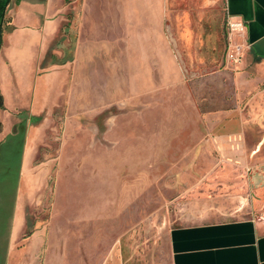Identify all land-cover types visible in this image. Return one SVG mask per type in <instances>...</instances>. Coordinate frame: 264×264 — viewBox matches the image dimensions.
<instances>
[{"label": "rangeland", "instance_id": "rangeland-1", "mask_svg": "<svg viewBox=\"0 0 264 264\" xmlns=\"http://www.w3.org/2000/svg\"><path fill=\"white\" fill-rule=\"evenodd\" d=\"M105 3L96 5L102 23L109 20ZM167 7L165 33L180 59L178 82L142 89L107 57L94 64L87 51L81 60L76 50L82 31H62L54 41L41 72L62 68L40 96L52 122L38 159L54 160L51 196L46 208L39 207L49 173L35 167L38 155L27 162L26 132H6L0 147V264L27 220L52 216L49 235L68 238L70 253L80 254L94 241L102 257L115 248L123 264H167L173 228L264 218V148L249 146L246 163L228 160L206 126L209 112L235 101L229 77L234 80L243 64V52L240 63L228 58L224 0H168ZM133 14L128 12L127 24L138 20ZM132 30L137 45L139 29ZM108 33L113 31L95 32L101 42ZM206 88L212 90L204 95ZM248 115L249 123L258 120L252 111ZM32 247L29 253H35Z\"/></svg>", "mask_w": 264, "mask_h": 264}, {"label": "crops", "instance_id": "crops-1", "mask_svg": "<svg viewBox=\"0 0 264 264\" xmlns=\"http://www.w3.org/2000/svg\"><path fill=\"white\" fill-rule=\"evenodd\" d=\"M167 2L106 0L103 13L107 11L109 20L105 23L96 21L101 10L96 6L97 0H11L9 3L0 49V147L6 132H26L30 139L25 146L27 162L38 155L35 167H44L49 173L48 179L45 177L47 184L37 198L39 207L46 208L51 196L48 181L54 164L52 158L38 160L45 145L43 133L52 122L40 96L44 87L49 88L55 72L62 68L56 66L41 72L54 41L62 31H82L76 50V57L81 60L87 58V51H90L88 60L94 64L107 57L110 64L123 67L130 81L139 82L142 89L150 83L178 82L180 59L165 33ZM224 7L227 15L238 17L247 25L245 39H238L244 47L243 64L234 80L229 77L230 84L234 85L235 101H225L228 107L225 110L209 112L206 126L222 153L228 154L225 155L228 160L246 163L249 146L255 147V152L264 148V0H224ZM132 11L138 20L127 24L128 12L132 15ZM70 16L74 17L73 21ZM121 18L125 19L122 23ZM68 24H72L71 29H67ZM133 27L139 29L137 45L131 40L130 31L135 33ZM96 31L113 33H108L107 39L101 42ZM134 67H139V72H133ZM211 79L206 78L205 84H210ZM205 90L207 95V90L212 89ZM248 111L253 114L258 111L257 125L248 122ZM33 138L38 144H32ZM61 147L60 155L63 154ZM33 175L29 185L36 180ZM52 208L53 204L48 210L51 215ZM51 223L52 216L48 221L29 223L27 220L20 236L18 233L12 236L5 264H123L115 248L102 257L94 241L80 254L70 253L68 238L55 239L49 235ZM29 246H33L35 253L27 251ZM42 247L44 253H36ZM168 247L167 264H264V218L184 224L170 230Z\"/></svg>", "mask_w": 264, "mask_h": 264}, {"label": "built area", "instance_id": "built-area-1", "mask_svg": "<svg viewBox=\"0 0 264 264\" xmlns=\"http://www.w3.org/2000/svg\"><path fill=\"white\" fill-rule=\"evenodd\" d=\"M227 39H228V58L233 63H240L243 52V44H238L236 40L245 39L247 34L246 23L238 18L227 15Z\"/></svg>", "mask_w": 264, "mask_h": 264}, {"label": "trees", "instance_id": "trees-1", "mask_svg": "<svg viewBox=\"0 0 264 264\" xmlns=\"http://www.w3.org/2000/svg\"><path fill=\"white\" fill-rule=\"evenodd\" d=\"M10 2L11 0H0V49L3 44V34H4L3 26L5 23L6 9Z\"/></svg>", "mask_w": 264, "mask_h": 264}, {"label": "flooded vegetation", "instance_id": "flooded-vegetation-1", "mask_svg": "<svg viewBox=\"0 0 264 264\" xmlns=\"http://www.w3.org/2000/svg\"><path fill=\"white\" fill-rule=\"evenodd\" d=\"M258 111H256L255 113H254V115H257V116H259V114L257 113ZM260 117V116H259ZM260 122V118H258V120L255 122V124L257 125L258 123ZM252 124V123H251ZM254 124V123H253Z\"/></svg>", "mask_w": 264, "mask_h": 264}]
</instances>
